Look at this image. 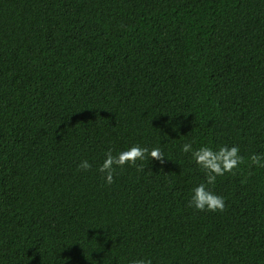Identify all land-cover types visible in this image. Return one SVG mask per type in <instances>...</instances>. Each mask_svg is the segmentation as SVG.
Instances as JSON below:
<instances>
[{
    "label": "trees",
    "instance_id": "1",
    "mask_svg": "<svg viewBox=\"0 0 264 264\" xmlns=\"http://www.w3.org/2000/svg\"><path fill=\"white\" fill-rule=\"evenodd\" d=\"M186 143L239 147L210 186L224 212L189 207ZM136 145L164 163L108 185L105 153ZM254 153L264 0H0V264H264Z\"/></svg>",
    "mask_w": 264,
    "mask_h": 264
},
{
    "label": "clouds",
    "instance_id": "2",
    "mask_svg": "<svg viewBox=\"0 0 264 264\" xmlns=\"http://www.w3.org/2000/svg\"><path fill=\"white\" fill-rule=\"evenodd\" d=\"M184 153H191L192 159L205 173V182L200 183L192 189L189 207L195 208L199 212H224L226 209L225 200L222 196L215 194L210 186L215 185L217 178L224 176L226 173L235 175V169L245 163V159L240 155V149L237 146H222L218 150L202 146L193 150L190 143L182 146ZM150 157L151 160H158L162 164L165 161V155L159 147L149 150L147 147L138 145L132 146L127 150H123L113 154L109 149L105 153V159L99 166L98 172L104 178L108 185L115 183L114 175L116 170L122 169L125 166L131 165L137 168V171H143V165H137V161H143ZM264 167V155L252 154L249 157L248 167ZM92 165L87 160L81 161L77 166L78 171L87 172L91 170ZM246 183L245 180L241 181ZM133 264H151L150 260H138Z\"/></svg>",
    "mask_w": 264,
    "mask_h": 264
}]
</instances>
